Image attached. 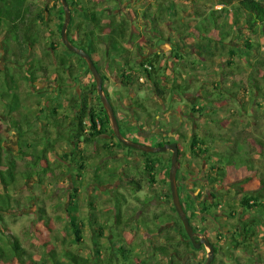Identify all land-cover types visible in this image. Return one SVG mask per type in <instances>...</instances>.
Instances as JSON below:
<instances>
[{"label":"rangeland","instance_id":"1","mask_svg":"<svg viewBox=\"0 0 264 264\" xmlns=\"http://www.w3.org/2000/svg\"><path fill=\"white\" fill-rule=\"evenodd\" d=\"M216 1L218 0H206L204 6L193 7L190 6L192 3L187 0H176L175 3L179 7L185 8V12L189 8L191 11L195 7H201L207 13L210 9L219 10L222 7ZM30 2L33 6L32 12L34 14V17L30 18V23H34L36 26L40 41L38 45L34 46L33 52L38 57L42 56L43 52H49L52 55L56 52H62L63 47L58 35L59 23L61 22L60 1L30 0ZM165 2H168V0H160L156 4L163 6ZM152 3L153 0L132 1L126 4H119L116 10L111 3L97 4L105 12L121 13L122 17L130 22V31L126 39L115 43L119 47V50L118 47L116 50H112L101 45L97 59L101 75L106 78L103 88L107 90L113 107L117 111L116 117L129 123L127 121V119L129 120L128 114L119 107L116 97H120L121 101L125 102L128 100L129 95H133V103L136 106H140L139 111L142 108L141 106L146 107L149 125L151 123H155L156 125L161 120L159 115L162 113V110L158 108L159 106L155 102L156 94L144 75L138 76L145 79L144 83H138L136 82L138 81L137 78H134L136 81L129 86V94L126 88L118 85L121 74L127 72L130 76L135 75L131 71L138 69L135 63L141 60L146 61L147 57L149 58L154 52H158L159 54L161 53V58L157 60L158 64L156 63L159 75L168 78V82L174 78L181 84L187 82L190 87L187 90L188 101L195 103L194 106L204 107L202 115H196L195 135L199 138L208 137L210 134L213 135L212 138H207L205 145L208 150L207 155L215 160L217 155H222L225 150L230 149L232 147L231 143L224 145V138L227 137L232 142L236 139L239 141L241 138L246 140V143H250L251 145L245 146V148L249 149L250 153L252 151L258 153L260 148L257 140L261 139L264 142V127L261 119L262 116L264 118V104L262 101L259 98L248 97L242 103L241 90H237V93L240 95L235 99L226 98L225 101L214 103L207 102L203 94L211 90L213 86L218 90L220 89L218 84L219 74L222 70H226L225 61L229 58L227 51L230 49V44L238 50V56H235L233 60L239 66V73L233 81L237 86L238 84H245L247 75L251 70V64L264 61V31L259 30L254 34L244 31L240 39L234 41L232 38H229L225 41L224 47L214 46V50L212 49L214 51L213 56L210 55V52H203L198 56L197 52H194L195 49L191 47L193 42H196L198 39H196L197 34L194 30L196 22L194 21V16L189 11L182 16L189 23L188 36L184 40V43L187 50H192V52H189L188 56L185 57V62L177 63L169 55V52H171L172 44L176 40L175 30L178 22L175 19L166 20L163 17L158 25L153 26L146 20L142 21L140 13L142 11H152ZM46 9L50 12H47ZM180 10L177 8V11ZM177 16L179 19L180 13H177ZM42 19H44V23H42ZM109 19L104 17L103 22L105 23ZM78 21L77 16L71 19L67 28L70 35H75L76 23ZM228 22H230V18ZM90 28L91 26H87L86 29L89 30ZM105 32H108V29ZM210 36L214 38L216 32H211ZM6 37L5 27L2 26L0 28V138L4 141V148L9 153L16 155L19 139L16 131L11 129L10 122L11 119H16L15 117L19 112L22 115L29 116L30 125H32L29 127L31 128L30 131H27L26 139L28 144L37 143V140L42 136V131L45 129L49 130L50 139H54L57 129L63 132L67 131L69 126V121H67L64 127H52L50 124L55 122V120L50 118L47 121L45 119L44 122H48L51 127L44 126L43 122H37L36 118L40 116V109L45 110L47 106L56 108L57 115L55 119L70 116V113L67 107L68 102L65 100L67 95L62 96L58 94L55 96L53 94L55 90V78L53 74L49 77L51 82L41 81L39 78L43 76V73L40 71H36L35 77L28 75L27 69L29 67L26 65V61L21 62L22 66H16L11 60L7 59H12V57L10 53L5 51L7 49L4 45ZM246 38L251 39L253 42L251 50L243 45ZM14 48L15 46L10 42V50L12 51ZM71 60L74 66L72 72L73 78L68 81L69 87L65 88L66 92L76 97L84 92L92 91V79L86 73L84 63L78 59L77 55L72 57ZM53 61V57L49 60L47 58L46 64ZM191 62L195 63L192 70L188 66ZM258 72L259 74H263L264 67H259ZM231 87L232 83L222 81V89L226 88L229 90L228 88ZM1 96H3V99ZM94 96H91V98ZM210 99L214 100L213 98ZM180 104L181 101L179 99L171 102L172 107L181 110ZM143 115L144 112L140 111L137 117L141 118ZM155 118L158 119L157 122H155ZM173 123L175 121H172L170 125L165 124L163 120L160 123V127L163 126L169 129ZM25 127L23 126V129ZM135 127L136 125L133 124L132 129H129V131L133 130V135H135ZM190 127L191 123L187 120L184 121V128L181 130L183 137L180 136L177 141L180 150L183 152L184 160L188 158ZM123 131L125 132V130ZM145 133L149 134L150 131ZM133 135L129 136V139L135 143L147 146L164 144V140L162 141L159 137H139ZM108 141V137H101L89 145L79 144L77 146V148L84 151L87 158L84 172H77L72 168L66 170L67 162L75 155V151L71 150L69 142L56 143L54 145V153L52 152L48 155L50 165L55 167L60 163L61 170L65 173L69 172V174H64L57 178H44L42 180L33 178L24 181L22 189L19 192H14L19 205L3 214L4 223L0 224V248H4L3 239L7 233H10L19 239L21 246L33 257V260L40 264H50L47 255L52 250L60 254L64 249H70L81 256L92 257V241L99 242V245H103L104 247L111 246L104 239L95 237L98 233L97 228L101 227L104 235L109 234V232L113 233L114 236H111V238H114L115 245L124 244L126 247L132 248L133 253L131 255L124 254L125 256H129V261H133L132 264H167L163 259H160L157 253L152 251V249L159 246H165L164 236L177 237L175 231L171 229L172 225L166 224L169 221L163 218L166 214H169L174 222H176V215L168 212L169 202H167L166 207L162 202L161 191L168 190V186L163 184L164 180L161 170L156 168L154 183L150 184L148 181L149 177L144 172L143 153L137 150L122 149L124 150L123 153L127 156L116 158L118 156V149H112L114 154L104 158L103 154L106 147L112 143V141ZM239 149L236 146V150ZM153 155L157 156L156 154ZM253 155L251 157L254 158L255 163H253V166L251 163L249 167H255V170L251 171L256 172L255 180L247 184L245 189L257 192L260 189L259 178L264 179V167L261 168L262 159L259 153ZM235 162V160H230L229 164L235 165ZM17 165L19 169L24 168V162L22 161H17ZM224 165L227 164L224 162ZM116 172L118 173L116 174ZM228 174L229 191L233 193V190H239L238 187L241 185V183H235L238 179L237 177L243 178L241 176H246L248 171H233L232 168H229ZM95 176L98 177V180H96L98 182L94 181ZM127 178L131 181L139 182L141 189L135 186L128 188L126 186ZM116 181L125 184L123 187L115 190L116 194H118L114 196L115 192L113 191L114 193H112L111 190L116 186ZM147 199L148 201L145 202ZM117 201L121 202H118V210L116 208L117 204H115ZM38 207L46 211L50 228L44 227L42 223H37L38 213L40 212ZM67 209L73 210V214L79 219L84 245L72 242L71 217L66 212ZM118 212L121 215L120 222L115 218V213L117 214ZM89 216H92L94 220L92 228L89 225ZM45 242L49 244V247L44 245L46 244ZM173 244L176 251L168 257L171 262L170 264H195L186 259V250L178 246L176 242H173ZM106 258H108V254L105 253L103 257L99 255L96 257L95 255L91 259L94 264H105ZM141 260L142 262H140ZM9 264L17 263L12 262ZM118 264H123V262L119 260Z\"/></svg>","mask_w":264,"mask_h":264},{"label":"trees","instance_id":"2","mask_svg":"<svg viewBox=\"0 0 264 264\" xmlns=\"http://www.w3.org/2000/svg\"><path fill=\"white\" fill-rule=\"evenodd\" d=\"M55 1L58 2V0ZM66 1L71 9V19L76 16L79 19V21L76 23L75 35H70L69 29H67L68 40L71 44L84 50L90 56L97 71L101 74L97 64L100 51L99 47L104 45L112 50H116L118 46H116L115 43H118L117 41L119 40H125L129 34L130 22L123 18L121 13L118 14L113 12H105V10L100 8L99 5L101 3H111L114 5L113 8L116 10L119 7V4H126L132 1L138 2L140 0ZM158 1L160 2V0H153L151 6L152 11H142L140 13L141 20H146L153 26L158 25L162 21L163 17H165L166 20H177L178 24L175 30L176 40L172 44L169 55H171V57L174 58L177 63H181L183 61L185 62V57H187L188 53L192 52V50H187L184 43V40L188 36L187 30L189 29V23L183 19L182 15L188 13L190 8L185 12V8L176 5V0H168V2L163 3V6L157 5L156 2ZM187 1L192 3L190 4L191 7L199 5L204 6L206 3V0ZM216 2L219 5H222L219 10L210 9L209 12L205 13L204 11L206 10H203L201 7H195V9L193 8L190 11V13H192L194 16V21L196 22L194 30L197 34L196 39H198L196 42H193L191 47L192 49H195L194 52H197L198 56L203 52H210V55L213 56L214 46L224 47L226 40L229 38H232L234 41L240 39L244 31H249L252 34L259 30L264 31V3L254 2L252 0H218ZM32 7L33 6L30 0H0V28L2 26L5 27V31L7 33V37L4 42V45L7 48L5 51L10 53L12 57V59H7L11 60L16 66H22L21 62L26 61L25 63L29 67L27 69L29 73L28 75L34 76L36 71H40L43 73V76L39 78L41 81L51 82L49 77L51 74L54 75L55 90L53 89V94L55 96L58 94L62 96L67 95L65 100L68 102L67 107L70 116H64L63 118L55 119V116L57 115V109L47 106L45 110H39L40 116H38L36 120L39 123L43 122L44 126L47 127L50 125L55 128L64 127V124H67V121H69V126L67 131L60 132L59 129H57L54 139H50L49 130L45 129L42 131V136L39 138V140H37L38 144L36 142L33 144H28L26 139L27 131H30L31 128L29 127L32 126L30 125L31 123L29 116L22 115L19 112V114L15 117V120L11 119V129L16 131L19 139V145L18 152L16 155H14L13 153H9V151L4 148V141L0 138V224L4 223L3 214H6L8 211L19 205L14 192H19L22 189L24 181L33 178H38L40 180L44 178H57L61 175L69 174V172L65 173L61 170L60 163H58V165L55 167L50 165L48 155L52 152L54 153V145L56 143L69 142L71 150L75 151V155L70 158L71 160L69 162H67L66 170H70V168H72L77 172L85 171V162L87 161L84 151L77 148L79 144L89 145L101 137H108V142L112 141V143L106 147L103 154L104 158L114 154L112 149L132 150L130 148L124 147L115 138L111 129L108 115L104 111L99 97L95 96V98L92 99L89 97L90 95H95L96 93L95 82L85 62L78 56V59L81 60L85 65L86 73L91 76L93 90L84 92L79 98L69 95L65 90V88L69 87L67 84L68 81L72 80L73 78L72 72L74 70V66L71 59L76 55L68 51L61 41V28L64 22L62 7H60L61 22L59 23L58 35L61 46L63 47V51L56 52L54 55L50 54L49 52H43L42 56L40 57H38L33 52L34 46L38 45L40 41L38 38V31H36V26L34 23H30V18L34 17ZM177 8L181 10L177 11ZM46 11L50 12L47 9ZM177 13H180L181 15L179 19ZM104 17L110 19L104 23ZM229 18L230 22H228ZM42 23H44V19H42ZM87 26H91V28L87 30ZM106 29H108V32H105ZM211 32H216V36H214V38L210 36ZM10 42L15 46L14 50L12 51L10 50ZM149 45L153 48L151 44ZM231 45L232 44H230V49L227 51L229 58L225 61L226 70H222L219 74L218 84L221 90H218L215 86H213L211 90L203 94L204 99L207 102L210 101L213 103L225 101L226 98L235 99L238 97V95H240L237 93V90H241L242 103H244V99L253 97L259 98L264 104V72L263 74H259L258 72L259 67H264V61L251 64V70L247 75L245 84H238L237 86L233 80H235L236 75L239 73V66L236 62H234L233 58L238 56V50L236 47ZM243 45L247 49L251 50L253 42L251 39L249 40V38H246L245 42H243ZM51 57H53L54 61L52 63L49 62L46 64L47 58L49 60ZM160 58V54L156 52L151 57L147 58L145 62L140 64L138 69L131 70L135 73V75L133 74L130 76L129 74H126L127 72L121 74V84L126 86L128 85L127 83H132L131 81L134 78L138 79L140 78L138 76L144 75L147 79V82L151 84L152 89L157 97L162 100L166 99L167 97H172L174 99L183 101L184 96L187 95V90L190 89L189 84L187 82L184 84L178 83L175 78L168 82V78L159 75L156 63L158 64L157 60ZM188 66L189 69L192 70V68L195 66V63L191 62L188 64ZM148 67L150 70H148ZM102 78L104 81H106L104 76H102ZM222 81L232 83V87L228 88L229 90L226 88L222 89ZM103 90H105V94L107 95V90L104 88ZM1 98L3 99V96H1ZM210 98H213L214 100H211ZM203 109V106H198L195 110H193L195 115L200 116L202 115ZM113 110L116 112L115 109ZM48 118L55 120V122L49 125V123L46 122ZM45 119L46 121L44 122ZM261 119L263 121L264 127L263 116ZM117 122L121 135L126 140L132 141L129 139V136L133 135V130L129 131V129H132V125L119 118H117ZM214 122L216 121L214 120ZM23 126L26 127L23 129ZM123 130H125V132ZM208 137L212 138L213 135L210 134ZM208 137L199 138L197 135H194L191 137V144L205 146ZM228 143H231L232 147L224 151L222 154L224 156L220 155L218 157H223L228 169L236 168L238 170L248 171V177L243 180V185L240 186V188L243 189L244 185L252 183L255 180V173L251 172L253 169L255 170V167H249L251 163L252 166L253 163H255L254 158L251 157L253 154L255 155L259 153L262 159L261 168L264 167V142L261 139L257 140L258 146L260 148L258 153H255L254 151L250 153V150L246 149L245 146L248 147L251 144H247L246 140L242 138L239 141L236 139L234 142H232L229 137L224 138V145ZM236 146H238L240 149L236 150ZM143 156L149 157V159H146L144 172L149 177V183L152 184L154 183L155 179L153 174L154 168L158 161L152 159L153 155L151 154L143 153ZM77 160H79V162H77ZM230 160H235V165H230ZM17 161L24 162L23 169L18 168ZM165 179L168 180V171L165 174ZM96 180H98V177L95 176L94 181ZM259 183L260 189L257 192H253L252 194H247V196H245L242 201V203L246 205L247 208H257L264 210V179L259 178ZM166 185L168 186V183ZM126 186H135L138 189L141 188L140 183L134 180L128 181ZM147 201L148 199L145 202ZM250 201L253 202L251 205H249ZM118 202L119 201L115 203L117 204V210ZM38 208L40 212L38 213L37 223H42L44 227L50 228V223L48 221L49 218L46 214V211L41 207ZM172 210L175 212L174 208H172ZM66 212L71 217L70 226L72 232V242L74 244L84 245V242H82V232L79 219L73 214V210L67 209ZM115 218L118 219V221L121 220V215L119 212L117 214L115 213ZM170 219L172 218H166L165 220ZM88 221L90 227L92 228V224H94L92 216L88 217ZM97 231L98 233L95 235V237L98 239H104L105 242L110 243L111 246L104 247L103 245H99V242L92 241L93 258L95 255L96 257L98 255L103 257L106 253L108 254V258H106L105 264H118L119 260L123 262V264L133 263V261H129V256H125L127 254L131 255L133 253L131 247H126L124 244L119 246L115 245V240H113L114 238H111V236H114L113 233L109 232V234L104 235L103 229L101 227L97 228ZM179 233L181 234V237L187 239L182 226L180 227ZM163 239L165 246H159L155 249H152V251L157 253L160 256V259H163L165 263L170 264L171 262L169 261L168 257L176 251V248L173 246V242L176 238L166 235ZM3 241L4 248H0V264H9L12 262H16L17 264H40L33 260V257L28 254V252L21 246L17 237L7 233ZM44 245L49 247L48 243ZM184 250H186V256L189 252L188 246H185ZM47 256L50 264H94L91 259L92 257L81 256L70 249H64L60 254L52 250ZM140 262H142V260Z\"/></svg>","mask_w":264,"mask_h":264},{"label":"flooded vegetation","instance_id":"3","mask_svg":"<svg viewBox=\"0 0 264 264\" xmlns=\"http://www.w3.org/2000/svg\"><path fill=\"white\" fill-rule=\"evenodd\" d=\"M143 62H145V60L136 62V66L139 67V65ZM137 80L138 81L133 79L131 81L132 83H127L128 85L126 86L121 84V82H119L118 85L126 88L127 93L129 94V86L133 84V82H145L144 78L142 81H140L139 78ZM104 82L105 81L103 80V83ZM91 96L94 95H90L89 97L91 98ZM95 96H98L97 92L95 93ZM95 96L92 98H95ZM79 97L80 95L76 96V98ZM106 97L112 109H114L109 95L107 94ZM155 100L156 104L159 106L157 107L162 110V113L159 115V118H161L159 122L161 123L164 120L165 124L170 125L172 121H175L169 129H166V127L163 126L160 127V123L157 122V118H155V122H157L156 125L155 123H151V125H149V116L147 114L146 107L144 106H141L142 108L140 110L144 112L143 117H137L138 112H140V106H136V104L133 103V95H129L128 100L125 102H122L120 97H116L119 107L126 114H128V124L136 125L135 135L133 136L159 137L162 141L164 140L163 145L176 143L178 146L175 180L180 202L192 229L194 242L188 238L184 228L183 230L187 239L181 237L179 231L180 227H183V224L176 211L174 212L172 210L174 207L172 205L169 185V169L172 153L170 151H166L156 153L157 156L151 154L153 155L152 159L158 161L154 168V173L156 168L161 170L164 180L163 184L167 186L166 184L168 183V190L161 191V195L163 197L162 202L165 204V207L167 202L170 204V211L168 210V212H172L176 215V222H174L173 219L166 222V224L172 225L171 229L177 234L174 242H176L182 249H185V246H188L189 252L186 255V259H189L195 264H205L207 259V249L205 245L201 243L202 240L208 241V243L213 247V260L211 264H264V210L247 208L246 205L242 203L247 194L249 195L254 192L246 190V185H244L243 189L240 188V186L243 185V180L247 178L248 175H242L241 177L243 178L237 177L238 179L236 178L237 180L235 183H241L238 187L239 190L234 189L233 193L230 192L228 183V167L224 165L223 157L220 158L218 157L220 155H217L215 160H213L211 156L207 155L208 150L206 146L191 144V137L196 134V115L194 110L197 106H194L195 103L188 101L187 95H185L183 101H181L180 105L182 109L180 110L172 107L171 102L175 101L172 97H169L167 100H162L155 95ZM114 114L116 116L117 111L114 112ZM186 120L191 123V127L190 144L188 145L187 152L188 158L184 160L183 152L180 150L177 141L180 136L183 137L181 130L184 128V121ZM147 131H150V133H145ZM146 159H149V157L144 156V167ZM232 169L233 171L238 170L236 168ZM167 171L168 180L165 179ZM253 172L256 174L255 171ZM117 173L118 172H116V174ZM115 176L117 177V175ZM146 176L148 175L146 174ZM126 181L128 182L131 180L127 178ZM124 184L125 183H118V181H116V186L113 190H111L112 193H114L118 188L123 187ZM117 194L115 192L114 196ZM252 203L253 202L250 201L249 205ZM170 217L171 216L169 214H166L163 218L168 219Z\"/></svg>","mask_w":264,"mask_h":264},{"label":"water","instance_id":"4","mask_svg":"<svg viewBox=\"0 0 264 264\" xmlns=\"http://www.w3.org/2000/svg\"><path fill=\"white\" fill-rule=\"evenodd\" d=\"M59 1H60L62 10H63V14H64V22L61 28L62 44L68 51L74 53L86 63L87 68L95 82L97 95L101 101V104L106 114L108 115L112 132L115 138L117 139V141L120 142L126 148L141 151L146 154H156V153H162L166 151H170L172 153L170 169H169V185H170L172 205L183 224V228L185 230L186 235L192 242H194L193 237H192V229L189 225L187 215L185 214L182 204L180 202L178 191H177V184L175 180L176 171H177V157H178L177 144L176 143L165 144L159 147L147 146V145L135 143L132 141H128L121 135L114 111L103 91V85H102L103 80H102L101 74L97 71L90 56L84 50L77 48L76 46L71 44L70 41L68 40L67 28L71 21V9L66 0H59ZM201 243H203L207 249V259H206L205 264H211L213 260V247L206 240H202Z\"/></svg>","mask_w":264,"mask_h":264},{"label":"crops","instance_id":"5","mask_svg":"<svg viewBox=\"0 0 264 264\" xmlns=\"http://www.w3.org/2000/svg\"><path fill=\"white\" fill-rule=\"evenodd\" d=\"M123 151L124 150L122 149H118V156H116V158H124L125 156H127L123 153Z\"/></svg>","mask_w":264,"mask_h":264},{"label":"built area","instance_id":"6","mask_svg":"<svg viewBox=\"0 0 264 264\" xmlns=\"http://www.w3.org/2000/svg\"><path fill=\"white\" fill-rule=\"evenodd\" d=\"M252 1H254V2H260V3H264V0H252ZM148 70H150L149 67H148ZM139 80L142 81L143 78L140 77Z\"/></svg>","mask_w":264,"mask_h":264}]
</instances>
